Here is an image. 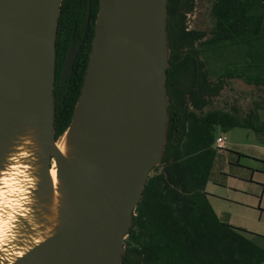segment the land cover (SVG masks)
<instances>
[{"label":"water","instance_id":"obj_1","mask_svg":"<svg viewBox=\"0 0 264 264\" xmlns=\"http://www.w3.org/2000/svg\"><path fill=\"white\" fill-rule=\"evenodd\" d=\"M168 4L100 0L81 94L57 139L63 0H0L1 204L7 185L16 192L0 264H123L168 143ZM80 48L67 53L62 84Z\"/></svg>","mask_w":264,"mask_h":264},{"label":"trees","instance_id":"obj_2","mask_svg":"<svg viewBox=\"0 0 264 264\" xmlns=\"http://www.w3.org/2000/svg\"><path fill=\"white\" fill-rule=\"evenodd\" d=\"M196 1L169 0L168 143L135 211L123 264L264 263V236L223 222L206 191L217 152L226 150L215 146L218 131L251 130L264 145V119L256 113L206 111L232 80L264 90V0H213V26L188 31ZM91 3L95 20L98 0ZM86 7L87 0H63L56 44L57 139L71 124L92 50L90 38L62 85L66 52Z\"/></svg>","mask_w":264,"mask_h":264},{"label":"rangeland","instance_id":"obj_3","mask_svg":"<svg viewBox=\"0 0 264 264\" xmlns=\"http://www.w3.org/2000/svg\"><path fill=\"white\" fill-rule=\"evenodd\" d=\"M213 0H197L194 12L187 18V26L190 30H207L214 21L210 10ZM213 106L207 108L222 109L226 111L236 110L240 116L246 117L250 113H256L264 119V90L254 85H249L243 80H232L220 96L213 100ZM219 135L226 137L227 150H218L214 168L209 181L208 191L212 194L224 196L218 203L217 210L233 220L234 224L249 225L250 230L259 235H264V214L260 211L243 208L232 200L234 192L217 188L219 183H229L238 186L234 179L239 170L234 168L233 162L238 159V151L248 152L259 146L256 136L251 131L236 129L228 133L218 131ZM232 163V164H231ZM227 196L230 199H227ZM222 198V197H221ZM216 200L213 199V203ZM234 202V203H233Z\"/></svg>","mask_w":264,"mask_h":264},{"label":"crops","instance_id":"obj_4","mask_svg":"<svg viewBox=\"0 0 264 264\" xmlns=\"http://www.w3.org/2000/svg\"><path fill=\"white\" fill-rule=\"evenodd\" d=\"M251 132L254 133L253 131ZM254 135L256 136L257 144L262 147H257L254 150H249V153L238 151V159L234 160L233 162L234 168H237V170H239L238 174L234 176V182H237L238 186L231 185L227 183L228 181L226 183H219L216 186L217 188L234 192V194H236L237 196H234L232 200L235 201L237 205L249 210L260 211L264 214V145L261 144L258 136L255 133ZM220 136L222 135H219V137ZM208 186L209 183L206 188V191L209 194V201L219 218L223 222L230 224L236 228L256 234L255 232L250 230L249 225L234 224L233 220L230 219V216H228L227 213L226 215H222V213L217 210V206L221 199L225 200V198H223L224 196L218 194L215 195L209 192ZM213 199L216 200V203H213ZM227 199H230V197L227 196Z\"/></svg>","mask_w":264,"mask_h":264},{"label":"flooded vegetation","instance_id":"obj_5","mask_svg":"<svg viewBox=\"0 0 264 264\" xmlns=\"http://www.w3.org/2000/svg\"><path fill=\"white\" fill-rule=\"evenodd\" d=\"M99 10H100V0H98V9H97V13H96L97 14L96 19L93 20L92 19V3H91V0H87V7H86L85 13H84L85 17L81 23H79L75 26L73 34H72V39H71L70 44H69V49L67 50L66 53H69L71 46L76 48L79 45H81V48L79 49L78 53L79 54L82 53V48H83L85 42L90 41V38H92L91 39V46H92V42H93V39L95 36L96 21L98 18ZM89 12H90L89 22L86 25V19H87V15ZM188 31H191V30L188 28ZM92 34H94L93 37H92ZM79 54H78V56H79ZM172 55L173 54L171 53V56ZM61 83H62V78H61ZM62 85H64V84H62ZM58 89L59 88L55 87V92L58 91Z\"/></svg>","mask_w":264,"mask_h":264},{"label":"bare ground","instance_id":"obj_6","mask_svg":"<svg viewBox=\"0 0 264 264\" xmlns=\"http://www.w3.org/2000/svg\"><path fill=\"white\" fill-rule=\"evenodd\" d=\"M59 147H61L59 145ZM56 175H57V171L55 168H53L52 170V176L53 179L56 180ZM7 189L9 190H5L2 194V198H4V200L2 201V204L0 202V210L3 209L2 211H0V249L1 247L4 245L5 239L8 235V231H9V221L11 220V218H7L10 217L9 213L12 212V206L15 205V193L11 186L7 185L6 186ZM5 214L7 215V217L5 216ZM4 216V218H3Z\"/></svg>","mask_w":264,"mask_h":264},{"label":"built area","instance_id":"obj_7","mask_svg":"<svg viewBox=\"0 0 264 264\" xmlns=\"http://www.w3.org/2000/svg\"><path fill=\"white\" fill-rule=\"evenodd\" d=\"M215 146L220 149H227L226 137L224 136L218 137Z\"/></svg>","mask_w":264,"mask_h":264}]
</instances>
